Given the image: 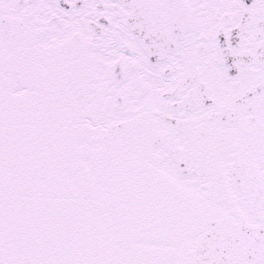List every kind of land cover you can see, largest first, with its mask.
<instances>
[{
  "label": "snow or ice",
  "instance_id": "6c2138e0",
  "mask_svg": "<svg viewBox=\"0 0 264 264\" xmlns=\"http://www.w3.org/2000/svg\"><path fill=\"white\" fill-rule=\"evenodd\" d=\"M0 264H264V0H0Z\"/></svg>",
  "mask_w": 264,
  "mask_h": 264
}]
</instances>
